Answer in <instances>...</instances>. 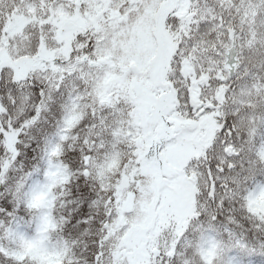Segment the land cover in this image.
<instances>
[{"label":"snow or ice","instance_id":"obj_1","mask_svg":"<svg viewBox=\"0 0 264 264\" xmlns=\"http://www.w3.org/2000/svg\"><path fill=\"white\" fill-rule=\"evenodd\" d=\"M0 264H264V0H0Z\"/></svg>","mask_w":264,"mask_h":264}]
</instances>
